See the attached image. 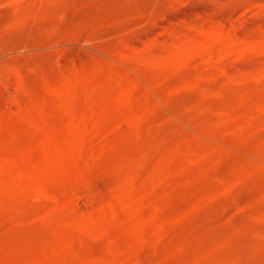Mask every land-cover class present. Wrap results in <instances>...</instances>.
<instances>
[{
  "label": "rangeland",
  "instance_id": "obj_1",
  "mask_svg": "<svg viewBox=\"0 0 264 264\" xmlns=\"http://www.w3.org/2000/svg\"><path fill=\"white\" fill-rule=\"evenodd\" d=\"M0 264H264V0H0Z\"/></svg>",
  "mask_w": 264,
  "mask_h": 264
}]
</instances>
